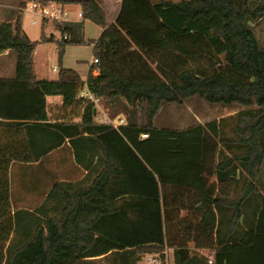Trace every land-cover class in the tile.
<instances>
[{"label":"trees","instance_id":"trees-1","mask_svg":"<svg viewBox=\"0 0 264 264\" xmlns=\"http://www.w3.org/2000/svg\"><path fill=\"white\" fill-rule=\"evenodd\" d=\"M77 1L81 21H54L60 38L26 34L27 2L14 22L0 24V54H17L15 75L0 76V124L25 129L20 149L0 146V202L12 201L10 163L49 151L33 148L38 125L51 127V148L67 137L77 148L88 132L101 167L77 189L56 182L44 194L26 184L25 194L45 198L35 209L14 210V234H0V264H138L151 253L166 264L168 249L175 264H264V44L256 32L264 0H122L113 24L103 0ZM86 19L104 28L99 38L85 40ZM45 42L58 45L55 80L34 70L33 53ZM71 43H94L99 61L86 84L100 98L123 97L133 110L128 123L97 122L95 102L78 97L85 82L62 65ZM200 56L220 65L207 73L194 63ZM49 95L61 96L65 108L81 106L80 120L48 122ZM194 95L245 108L185 129L155 124L164 103ZM136 109L144 113L140 122Z\"/></svg>","mask_w":264,"mask_h":264},{"label":"crops","instance_id":"crops-1","mask_svg":"<svg viewBox=\"0 0 264 264\" xmlns=\"http://www.w3.org/2000/svg\"><path fill=\"white\" fill-rule=\"evenodd\" d=\"M33 0H19L18 5L15 7L14 11H2L0 10V24L2 22H14L19 15V13H23L25 10L21 11V3L29 2ZM41 1L45 3H56L62 6V8L67 11L69 14V18L72 21L79 22L82 17L79 16V13L82 12V7L78 3L77 0H34ZM103 6L107 15V23L113 24L116 22L117 16L121 10L122 0H103ZM24 16V13H23ZM264 18V17H263ZM262 18V19H263ZM261 19V20H262ZM53 21V20H52ZM50 20L46 19L42 22V31L39 38H34L28 31L25 32L32 40H39L41 38L42 32H45L47 35L53 34L56 37L55 33L49 28ZM54 22V21H53ZM55 27L56 24L53 23ZM104 28L95 23L90 19H86L84 21V37L85 40L89 39H97L100 37ZM61 37V36H60ZM59 37V38H60ZM48 43V42H45ZM39 43L33 53L34 58V70L38 78H46L50 79V75H41L37 68L35 53L38 49ZM56 51H58V45L56 43L55 47ZM12 51L6 50L0 54V59H4L10 57L12 55ZM95 57L94 54V43H83L76 44L71 43L66 46L65 54L63 57L62 65L66 68H72L76 70L81 78L84 80L85 85L81 88V92H86L88 86L86 84L87 79L91 73V66L93 64L92 60ZM12 58V57H11ZM153 67L156 66V63L152 64ZM7 67V68H6ZM57 67V68H55ZM59 62L54 65L55 71L57 74L52 77L51 80L58 79L59 76ZM94 74H99V69L94 70ZM15 75V62L12 60L11 68L5 66L4 64H0V76L2 77H12ZM79 97V96H78ZM49 103V116L50 119L48 122H56L57 120H69L73 119L76 121L80 120V114L82 112V107L77 106L71 108L70 106L65 108L63 107V100L59 95H49L47 97ZM95 102V101H94ZM185 102V100H184ZM183 102V103H184ZM95 119L97 122H108V119L112 120V124L115 127H118L122 124L128 123V113L133 110H128V106L126 104V100L117 96L111 100L106 98H100L99 101L95 102ZM164 109V105L161 106L160 110L156 114L155 118L158 116L160 112ZM96 110V112H95ZM134 117H136L139 122L143 119L144 113L140 109H136L134 112ZM154 118V122H155ZM121 119L122 122H119ZM218 119V118H217ZM211 120V119H210ZM209 121V120H207ZM207 121H202L199 117L195 116V122L193 125L199 123H206ZM110 123V122H109ZM116 123V124H115ZM190 126V127H191ZM160 127V126H158ZM0 131L2 133V140L0 141V146H5L10 144L11 147L20 149V143L24 140L25 137V129L24 126H16L14 123L4 122L0 124ZM80 141L77 144V148L73 147L70 143L69 137H67L66 141L54 148H51L52 139H51V127H47L45 125H38L37 128L34 127V130L30 133V137L32 138L33 148L37 150H49L44 153L38 160L31 162H11L9 169V177H10V188L11 194H25V190L16 189V192L12 189L11 180L12 175L14 173L20 174L22 169L27 168L30 170L31 167H40L42 169V174L44 175L43 187L40 188L44 194H48L49 191L53 188L56 182H62L66 187L71 189H77L81 186L90 185L94 178L97 175V170L95 168L101 167L100 164V155H99V146L98 143L93 142L92 139H87L88 132L84 133ZM76 149L80 153V160L76 157ZM1 160H5L6 158L0 157ZM31 173V171H30ZM38 177L36 181H38ZM212 180H217L216 176L211 177ZM24 192V193H23ZM28 194H33L31 191ZM49 209L52 207V203L48 205ZM169 256H172V249H168L167 251ZM211 256V255H210Z\"/></svg>","mask_w":264,"mask_h":264},{"label":"rangeland","instance_id":"rangeland-1","mask_svg":"<svg viewBox=\"0 0 264 264\" xmlns=\"http://www.w3.org/2000/svg\"><path fill=\"white\" fill-rule=\"evenodd\" d=\"M19 0H0V10L2 11H14L15 7L18 5ZM23 28L32 35L34 38H39L42 31V22L43 17L39 14L30 12L28 9H25L23 12ZM36 20V23H34ZM49 28L55 33L56 37L61 36L60 30L54 26V22L50 20ZM256 32L260 38L262 44H264V18L256 25ZM56 42L41 43L35 53L36 63L38 71L41 75H50V79L57 74V71L54 69V65L58 63V51L55 49ZM12 57V58H11ZM12 60L17 61V54L13 52L10 57L0 59V64H4L11 68ZM196 66H203L207 69V73L212 71L214 68L218 67L219 59H211L207 56H200L194 61ZM7 68V67H6ZM164 109L158 114L155 118V124L161 128H173V129H185L193 125L195 122V116L199 117L202 121H207L210 119H220L223 116H229L235 114L239 109L245 108L239 102H233L231 104L223 103H212L206 99L200 97L199 95L191 96L185 99V102L180 104L177 102H166L163 104ZM228 126V135H232V131ZM2 133L0 131V141L2 140ZM1 171V170H0ZM31 171V173H30ZM0 172V177H1ZM41 181V184L37 183L36 178ZM44 181V175L42 174V169L39 167H31L28 170V174H16L12 175L11 185L14 192L16 189L23 190V187L27 185L29 188L30 184L36 186L37 188H42ZM1 186V184H0ZM28 191V190H27ZM264 191V190H263ZM33 194H10L12 201L11 204H4L0 202V234L10 233L9 238L14 234V225L12 227V221H14V210L17 208H32L35 209L42 201L44 197H41L38 193ZM0 196H2L0 194ZM16 198V199H15ZM11 223V224H10ZM8 245V242H6ZM101 264H110L108 260H100ZM138 264H151L150 261L143 256ZM175 264V263H174Z\"/></svg>","mask_w":264,"mask_h":264},{"label":"built area","instance_id":"built-area-1","mask_svg":"<svg viewBox=\"0 0 264 264\" xmlns=\"http://www.w3.org/2000/svg\"><path fill=\"white\" fill-rule=\"evenodd\" d=\"M22 9L23 10L28 9L30 12L41 15L43 17V20L48 19V20H53V21L59 22V23L70 20L69 14L67 13V11H65V9L62 8V6H60L59 4H56V3H45V2L33 0V1L27 2L25 7H23ZM79 16L82 17L83 13L80 12ZM34 23H36V20H34ZM98 61H99V58L96 56L92 60L93 63H97ZM55 68H57V67H55ZM79 97L90 98L95 102L99 101V99H100V97H98L94 93H92L89 90V88L87 89L86 92L80 91ZM119 120H120L119 122H122L121 119H119ZM107 121L110 123H113L111 119H108ZM147 136H148V134H146V133L143 134V137H147ZM146 259L148 261H150L151 264H164V258L159 253L148 254L146 256ZM209 262L210 263L213 262V256L212 255L209 257ZM166 264H174L169 255L166 256Z\"/></svg>","mask_w":264,"mask_h":264},{"label":"water","instance_id":"water-1","mask_svg":"<svg viewBox=\"0 0 264 264\" xmlns=\"http://www.w3.org/2000/svg\"><path fill=\"white\" fill-rule=\"evenodd\" d=\"M95 112H96V110H95Z\"/></svg>","mask_w":264,"mask_h":264}]
</instances>
